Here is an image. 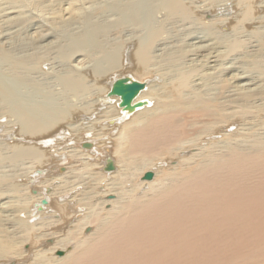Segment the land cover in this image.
Instances as JSON below:
<instances>
[{"label":"bare ground","instance_id":"1","mask_svg":"<svg viewBox=\"0 0 264 264\" xmlns=\"http://www.w3.org/2000/svg\"><path fill=\"white\" fill-rule=\"evenodd\" d=\"M124 2L125 0L120 3L118 1L119 6H121V4H123ZM185 2L186 1H184V4H181L180 2V5H185ZM158 4L159 5L162 4L161 7L164 6L167 9V10L164 9L165 12L169 11L171 16L177 15V12H179V7H180L179 0H131L128 1L127 8L123 10V12H120L121 15L119 14L120 16H122L123 19V22L121 24L124 23L130 25L137 24V26H143V27L145 26V28L146 26L148 27L149 25H152L153 24L152 22L154 21L153 18L156 17L154 16L155 15L154 12L156 11V9L153 6L157 7ZM186 4L188 3L186 2ZM67 5L66 7L64 6L65 8L63 7L64 8L62 9L63 13L58 11L60 14L62 13L63 20L67 18H71V16L76 13V12L73 13V7L71 6V4H67ZM114 7H117V5H115ZM161 7L159 6V9ZM182 9L185 8L182 7ZM162 10L163 9L161 8V10H159V13L161 11V13L162 14L164 13L165 15L164 14L163 15L166 16L167 18L166 15L167 13L162 12ZM206 11L208 12V10ZM10 13L12 14V12ZM182 14L183 13L181 12V16ZM187 16L188 15H186L185 18ZM19 17L20 16L18 15V18ZM28 20L30 21V19ZM164 20L161 21L164 22ZM171 20H169V23L172 22ZM173 20H175L176 23L178 24L177 22L178 19H173ZM182 21H186V20H182ZM187 21L185 22L184 25H186V23H189ZM190 22L192 23V21ZM172 26L176 27L177 25L175 24ZM182 26H183V22H182ZM159 27L160 26L155 27V29ZM115 28H117V26ZM92 29H95V27ZM40 30L42 29L40 28ZM47 31L48 30L46 29L47 34L50 33ZM97 31L100 30L96 29L93 31V33H96L94 37L91 36L92 34L91 31L89 35L83 36V38L85 40H89V42L91 41V44L92 42L93 44H95L98 35L100 34L99 33L97 35ZM35 32H34L35 35L37 34L36 39L38 38L40 42L45 41L48 37L47 34H42L41 32L38 31ZM148 33H150V37L147 38V33H146L141 43L137 44L139 47L135 46L137 48L136 51L137 53L135 56L134 54L135 52H134L133 56H135L134 58H136V63L134 64L132 62V64H134L135 66L136 69L135 72H140L144 75L152 76L154 75V73H156L155 70H157L158 67V66L153 67V65L154 66L157 65V63L159 65L160 62L161 68L159 70L162 75V78H164L165 81L161 83L163 85L161 87L163 91L158 92L159 90L158 88H157L158 90L155 91L156 94L159 96L158 97L159 99H157V102L155 103L154 98L150 95L151 92L154 90V88L152 90L151 89L152 84L149 86V83L145 81V79L143 81H140L134 76L127 74L122 75L120 77H116L115 76L116 74L113 73L114 66L111 67L112 61L115 60L111 58L115 57L116 55L112 57L111 54H107L101 48L102 45L96 43L98 45L97 47H99V49H102L105 52L103 56V58L105 59H101L100 63L96 62L99 63V65L97 66V69L99 71H97L96 73L98 74L101 80H106L108 84V88L107 89L105 88L106 90L103 95L98 94L99 96L94 98L92 104L90 105L91 108L88 107L86 111L91 112L94 109H97L98 105L100 106V104L104 106L103 110L96 111V113L94 114V119L84 123L93 125L94 123L103 122V121H106L107 123H113L116 120L121 122L123 121L122 124L118 127V129L115 130L114 128L113 130L112 127L111 129L113 130V132L110 131L109 132L110 134L108 132L103 131L105 134H109V135H112L111 134L112 132L113 135L116 136V137L114 136L115 148L113 149V151L111 150L112 152L109 154L107 152L108 148L105 147L106 145L103 147H101V145L98 146V149L99 147H101L102 149L100 153L101 152L104 153V157H105L104 160L101 163H99V167L101 169H104V167H106L108 164L111 163L113 165V168L111 169V171L106 170L107 172L99 171L97 178H93L94 176L91 175L93 179L92 181L96 179V182L94 181V183L92 182V184L90 183L83 187H81L80 183L77 185L71 184L70 180H69L70 182L69 184L67 181H65L67 182L66 186L65 185L57 186V189L59 191L65 192L66 194H68L67 197L68 196L70 197L66 200L67 197L65 196L66 197L65 200L67 201L69 210L71 209L72 211H75L74 215H76L78 212V214L76 215L77 217L80 214V211L83 208H85V204H84L85 202L83 201L84 203H82L78 199H76V195L79 192L82 193L81 191L83 190L86 191V189H88L87 191L89 192L88 194L91 200L92 198L94 199L99 197L101 200L99 199L100 202L98 203V205L100 204L101 208H103L104 205L105 206L107 205L109 206V208L107 209L105 208L106 210L97 208L98 210H102V212L100 211V213H96L95 211L94 215L90 214L91 215L89 216L90 220L89 219L84 220V222H82V226L80 225L78 227L75 226L76 228L81 227L79 229L80 231L77 229L80 233L83 231L82 229H87L88 227L95 225L89 234L85 236L84 235L81 236V234H78L80 236H77L76 238H74V234L65 235L66 237H62L60 239L57 238V240H55L53 245L48 249H38L39 252H42L44 255H46L44 251L46 252L48 251L47 253H49V255L43 256L41 253L35 251L36 254L31 260L32 262L28 264H231L234 259L239 258L241 255L243 256L245 242L248 241L246 239L251 237L252 238L249 240H253L254 242L252 248L257 250V252H261L262 250H264V244H261L260 242V240L264 241V148H257V147L252 148L251 146H245L243 141L244 139L239 140L241 139L240 133L239 135L236 133L238 135L237 136V135H233L235 132L232 134H228L227 132L228 130L227 127H229L230 121L234 118L232 117L230 121L228 120L229 114L231 113L230 111H232L234 108L237 109L242 108L243 110L245 106L250 104L254 99L258 98L259 100L261 98H264V89L259 88L258 84L256 85L257 82L256 80H255L256 82H254V80L250 78H246V76L244 75L243 76L238 75L236 74L237 71L235 73L228 72L226 68L227 66L223 67V58L221 53L220 52L217 53L218 51L217 49L219 45L216 43L215 40L214 42L209 38H205L201 40L203 41L202 43H196L197 41L195 43L194 42L190 44L188 43V46L191 47V49L190 48L189 49L192 52L190 54L185 52L186 54H189V56L185 55L184 53V55L187 56V58L185 59V61L182 62L180 51L172 52L169 54L166 52V55L163 54L164 56L163 55L161 56L162 58L159 56L160 58L156 59L157 58L155 56L156 54L155 55L152 54V46H154L155 41L157 42L156 40L157 32H155V30L152 31L150 30L148 31ZM101 34L103 35V33ZM104 36L105 35H103L102 37L104 38ZM121 36L123 37V35ZM121 36H119V38H121ZM101 39L98 40L101 41ZM73 40H75V42L77 41L76 39ZM156 42L155 44L157 45ZM76 43H78V41ZM45 44L42 45L45 46ZM42 45L38 49L42 48L43 47ZM77 46L79 45L77 44L75 47ZM80 46H82L81 43ZM184 47L186 48L187 46ZM74 48L71 49L70 52L73 51L71 57L74 63H72V65L75 67V71H76L77 66L80 65L82 67L84 65L85 57L83 55L84 57L83 58L81 54L77 52L75 53L76 48L75 49ZM132 48L134 49V47ZM112 50L113 48L108 51L110 52ZM115 51L113 50V52ZM4 53L3 55H5ZM3 55L2 58L0 56L1 60L3 58H6L3 57ZM32 55H29V57H31ZM40 56L38 57L35 56L33 58L31 57L32 59L27 57V59L28 58L31 59L30 61H28L25 58H21L20 60H16V61H13L11 59L12 62H10L11 61L10 59L8 58L6 59H8L9 62L12 64L13 66L12 71L17 72L18 70L24 71L23 69L27 67L26 64H29V62H34V64H36L37 62L41 64H45L48 58L43 55L41 57ZM130 57L132 58V56ZM56 58L57 57H55V59ZM179 63H180V67H178ZM28 67H31V65ZM74 67L72 68L74 69ZM92 75L97 76L94 73ZM136 75H138L137 77H139L140 79L144 78V77L141 78L139 74ZM125 76H129L133 80H137L140 83L142 82L144 83L142 89L139 90L137 95L131 101V104L139 105L133 112H127L124 110V107L120 106L121 97L119 95H110V92L112 90V87L116 79ZM97 77L95 78L92 77V79H95L94 81H98ZM85 79L86 76L82 74H78L76 72V73H72V75H70V77L64 82H66V85L67 87L70 88L71 92L76 93L77 90H79L80 92V88L82 87L81 84L83 81L85 82ZM17 81H19L21 85L24 84L23 78H18ZM230 87L232 89L231 91L229 89ZM5 88L6 86L4 84V81H2L0 78V91L1 94L2 92L4 93L3 97L0 96V101L3 100V104L6 101L8 103H13V105H15L16 113L19 117H21L22 120L20 122H22V124L24 122V125L26 126L25 127L23 125L25 127L24 132L26 133L27 127L28 128L30 127L29 129H31V127L37 129L35 128L34 125L38 123H36L31 117H29L30 112L28 107L32 105L27 103L26 100L20 97L19 94L10 92L12 90L11 88L10 91L8 89L6 90ZM63 89H65V87ZM79 92H77L78 95L82 91L80 93ZM81 94H83V92ZM61 96H63V94ZM51 99L53 100L55 98H51ZM58 99H62V98H58ZM50 102L53 101L50 100ZM10 105H8V107H10ZM48 109L49 108H47V111H49ZM12 110L14 109L12 108ZM33 110L35 114V109ZM37 110H43V109L37 108ZM39 112H41L42 114V111ZM44 112H46V110ZM46 114L48 115L49 113ZM72 115L66 117L69 118L71 117L72 119H74L75 117H72ZM76 115L78 116L79 113ZM232 115L230 114V116ZM245 119L246 116L242 114L241 116H238L236 120L242 122L244 120L246 122L247 120ZM232 122L234 123V120H232ZM238 124L239 123L236 124L235 121V125ZM91 125H87L86 127L83 125L82 126L83 128L85 127V129H88L91 128ZM101 126L102 129L105 128L108 129L107 127H105V125H102L101 123L99 124V130ZM32 130L33 129H31V131ZM101 132L94 131L89 136H92L93 138H96L98 136L99 137L104 136L105 138V134ZM64 133L65 131L61 132V134ZM23 135L27 136L26 134ZM71 135L75 136L74 134ZM241 135L243 136V133ZM65 136L67 137V135ZM214 136L215 137L220 136V138L216 139ZM69 137L71 136H68V138ZM53 138L54 137L48 138L46 139L45 142L51 143ZM69 139L73 140L74 138L73 139L69 138ZM245 141H249V140H245ZM66 142H68V140ZM102 142L107 143V139L104 140L102 138ZM53 143L51 144V146H55ZM93 148L94 147H92V149ZM194 148H197L199 150H197V152L196 151L192 152L188 157L182 160V163L180 165H177L175 163V165H171L169 167L167 166V168L165 167L166 169L161 168L164 170L158 169V171H156L154 174L151 170H148L153 168V164L155 162L154 160L156 158H159L157 155H162V156L166 155L167 157H174L180 151L189 150V149L193 150ZM57 149L58 148H54L52 150L56 151ZM23 153L25 154L23 156H26L27 153H25L24 151ZM57 153L53 152V155ZM98 154L99 151L97 150V148L96 150L95 149L90 150L81 155L79 152V154L77 153V159L74 161L82 162L80 161V159H84V158L86 159V157L88 159V157H91L92 155L97 156ZM78 155H80L79 158ZM73 158L74 157H72V159ZM98 158L96 157V159ZM69 160H71V158ZM74 161L71 160V162ZM84 161L85 160H83V162ZM114 165H116L115 169H114ZM69 166L71 165L69 164ZM145 171L152 172L150 178H143L144 174L146 173ZM67 175H68V171L65 172V174L62 173V175L60 176H56V177L52 176L49 181H43V186L44 187L48 186V182L57 181L60 178L63 179L64 177L62 178V176H65L66 179ZM139 175H142L141 179H138ZM87 179L88 177L86 178V180ZM88 182L89 180H87L86 183ZM46 195L43 192L39 193L38 194L39 197L37 199H39L41 202V200H43L41 198L42 197L44 198ZM110 195H115V198L114 197L113 199L107 198ZM54 197H57L56 194ZM88 202H94V201H88ZM41 206L42 203L38 204V208L39 209L41 208L40 210H42ZM91 213H93V211ZM1 219L2 218H0V235H1L0 259L12 258L10 261L7 260V262H4L3 260L4 264H17L20 262L21 259H23L22 254L24 251L22 250L20 251L18 247H16L15 244L17 243H15V240L19 238V235H17L19 234V231L24 230L25 228L28 227L30 228V225L24 223L22 224L23 228L22 227L21 229L14 228L12 229L11 232L9 231L8 234L6 227H4L5 226L4 223H6L5 222L6 220L4 219L5 221H3V219L2 220ZM54 233L55 231L54 232L48 231L45 232L43 235L45 238L46 236H50ZM57 233H59V231ZM61 233L64 232H60V234ZM39 238L40 237H38L37 235L35 239L32 240V244H34V242ZM73 239L75 240L74 242ZM70 244L73 245V248H71L70 251L68 250V252H66L64 255L58 256L57 254V256H55L53 254L55 249L58 250V248H61L63 250ZM38 255H42L43 257H40ZM0 264H2V262H0Z\"/></svg>","mask_w":264,"mask_h":264},{"label":"rangeland","instance_id":"2","mask_svg":"<svg viewBox=\"0 0 264 264\" xmlns=\"http://www.w3.org/2000/svg\"><path fill=\"white\" fill-rule=\"evenodd\" d=\"M118 1L120 3V2H123L124 0H110V1L109 0H64V1L63 0L61 1L60 0H12V1L11 0H0V56L1 58L4 52H5L4 53L5 55H3V57H6L10 60L12 59L13 61L20 60L21 58L27 59V57H29V55H32V54L34 55V56L32 55L33 57L35 56L38 57L40 55L41 56L43 55L48 58L45 64H41L39 62L34 64V62H29L31 67H28L30 65L26 64L27 67L23 69L25 72L22 70L20 71L18 70L17 72L12 71L13 66L10 63L12 62V60L9 62V60L6 58H3L2 60L0 59L1 61L0 62V78L2 81H4V84L6 86L5 89L6 90L8 89L10 91V88H11L12 90L10 92L19 94L20 97L26 100L27 103L32 105L28 107L29 112H30L29 117H31L36 123H38L34 125L35 128L37 129H34V127H31V129H33L31 131V129H29L30 127L29 128L27 127L26 128L27 131L25 133L24 128L26 126L24 125V122L23 124L22 122H20L22 120H21V117H19L16 113L15 105H13V103H8L5 100H4L5 101L4 104H3V100L0 101V218H2L3 221L6 220L5 221L6 223H4L5 225L4 227H6L8 234H9V231L11 232L12 229L14 228H17V229H21V227L23 228L22 224L24 223L29 224L31 228V229L29 227L25 228L24 230L19 231V234H17L19 235V238H17L18 240L17 239L15 240V243H17L15 245L16 247H18L20 251L21 250L24 251L22 254L23 256L21 255L23 259H21L20 262L17 264H28L32 262L31 260L36 254L35 251L38 253H41L43 256L49 255V253H47L48 251L47 252L44 251L46 254L44 255L42 252H39L38 249H48L49 247L53 245V243L55 242V240H57V238L60 239L62 237H66L65 235H73V234H74V238H76L77 236H80L78 234H81V236L83 235L85 236L89 234L95 225L94 226L92 225L91 227H88L87 229H82L83 231L80 233H79L80 231L79 229L81 227L79 228H76V227H78L79 225L82 226V222H84V220L86 219L90 220L89 216L94 215L95 211L96 213H100V211L102 212L103 209L109 208V206L107 205L106 206L104 205L105 207L103 206V208H101L100 204L98 205V203L101 200L99 197L94 198V199L92 198L91 200L89 198V194H88L89 192L87 191L88 189H86V191L83 190L81 191L82 193L79 192L76 195V199H78L82 203L85 202L84 203L85 208H83L80 211V214L77 217L76 215L78 214V212L76 215H74L75 211H72L71 209L69 210L68 208L69 206L66 201L68 198H70L69 196L67 197L68 194H66L65 192H61L57 189V186L59 185L66 186L67 182L69 184L70 183L69 180L71 181V184L77 185L80 183L81 187L87 184H90V183L92 184V182L94 183V181L96 182V179L92 181L93 180L92 176H94L93 178H97L99 171L101 172L106 171L105 167L104 169H101L99 167V163H101L105 158L104 153L102 152H101L102 154L100 153V151H102L101 147L106 145L105 147L108 148L107 152L109 154L115 148L114 142H115L116 136L113 135L112 132L114 128L115 130L118 129V127L122 124L123 121L121 122V121L116 120L113 123H107L106 121H103V122L94 123L93 125L84 123V122H88L94 119V114L96 113V111H99V110L102 111L104 108V106L100 104V106L98 105L97 109H94L91 112L86 111L88 107L91 108L90 105L92 104L94 98H96L97 96L101 94L103 95L105 93V90L108 88V84L106 80H101L98 74L96 73L97 71H99L97 69V66L99 65L101 59H105L103 58L105 52L107 54H111L112 57L116 55L115 56L116 58L115 57L111 58V59H115L111 63L112 66L110 64L111 67L114 66L113 73L116 74L115 75L116 77H120L122 75L127 74V75L134 76L140 81H143L145 79V81L149 83V86L152 84L151 89L153 90L154 88V90L151 92L150 95L154 98L155 103L157 102V99H159L158 98L159 96L156 94L155 91H157L158 89H159L158 92L163 91V89L161 88L163 85L161 83L165 81L164 78H162V75L159 70L161 68L160 62H159V65L158 63L155 66L153 65V67H157V66L158 67H157V70H155L156 73H154V75L152 76L151 75L147 76L140 72H135L136 69L134 66V64L136 63V58L134 57L136 56V53H137L136 52L137 51L136 47L138 46L137 44L141 43L146 33H147V38L150 37V33H148V31L150 30L151 31L155 30V32H157V36H156L157 42L155 41L157 45L154 42V46H152V54L153 55L156 54L155 55L157 57L156 59H159L163 54L166 55V52L169 54L172 52L180 51L181 61L183 62L185 61L187 56H189V54L192 52L190 50L191 47L188 46V43L189 44L193 42L195 43L196 41H197L196 43H202L203 41L201 40L205 38H209L212 41L215 40L216 43L219 45L217 49L218 50L217 53L218 52L221 53L222 58H223V67L227 66L226 68L228 72L235 73L237 71L236 74L242 75V76L244 75L246 76V78H250L254 80V82L257 81L256 85L258 84L259 88L264 89V0H179V6H180L179 12H177V15H173V16H171L169 11L165 12L164 9L166 8L164 6L161 7L162 4L160 5L158 4L164 10V11L162 10V12L167 13L166 14L167 18L166 16H164L165 15L164 13H163L164 15L161 13V11L159 13V10H161V8L159 9L158 5L157 7L153 6L158 12L156 11L154 12L155 14L154 16L156 17L153 18L154 19V21L152 22L153 24L151 23L152 25H149L148 26L149 28L147 26L146 28L145 26L144 27L137 26V24L136 25L135 24L130 25L126 23L121 24L123 22V19H122V16H120L121 15L120 12H123V10L127 8L128 1H131V0H125L124 3L126 2L127 3L126 4L123 3L121 4V6H119ZM184 1H186L188 4H186L185 2V5H180V2L181 4H184ZM67 4H71V6L73 7V13L74 12L76 13L73 14L75 16L72 15L71 18H67L63 20V15H62L63 10L62 9H64ZM115 5H117V7H114ZM182 7H184L185 9H182ZM206 10H208V12ZM58 11L62 13L60 14ZM10 12H12V14ZM181 12L183 13L182 16H181ZM184 14L185 16L186 15L188 16L185 18ZM18 15L20 16L19 18H18ZM58 15H61V16H58ZM28 19H30V21ZM158 19L160 20V22ZM173 19H178L177 22L180 25H178L176 21ZM161 20L162 21L164 20V22H162ZM169 20H171L173 23L172 22L169 23ZM182 20H186V21L188 20L187 22L189 23H186V25H184L186 21H182ZM190 21H192V23ZM182 22H183V26H182ZM7 23H8V26H7ZM171 24L172 25L176 24L177 26L175 27V26H172ZM51 25H53L54 27ZM93 26L95 27V29H92L94 28ZM114 26L115 27L117 26V28H115ZM158 26L160 27L155 29V27H158ZM40 28L42 30H40ZM43 28L45 31L43 30ZM46 29L48 30L47 32H50V33L47 34ZM96 29L100 30V31H97V35L99 33L100 34L103 33V35H105L103 38L102 37L103 35L99 34L96 40V43L102 45L101 48L105 52L102 49H99L96 43L93 44L92 42L91 44V41L89 42V40H85L83 38V36L89 35L91 31H92L91 36L94 37L96 33H93V31ZM158 29L161 31H159ZM35 31L41 32L42 34H47L48 37L46 40L48 41L45 40V41L40 42L38 38L36 39L37 34L35 35L36 33ZM49 35L51 36V38ZM121 35H123V37ZM119 36H121V38H119ZM73 39H76L78 43H76L77 41L75 42V40ZM98 39H101V41ZM79 42L81 43L82 46H80ZM41 43L42 44L46 43V44L44 46ZM77 44L79 45L77 46L78 48L75 47ZM41 45L43 47L38 49L39 47H41ZM90 45H91V48H90ZM184 46H187L186 47L187 49ZM74 47L76 48L75 53L77 52L81 54L82 57L83 55L85 57V58L83 57L85 59L84 65L82 67L80 65L77 66L76 71H75V67L72 65V63H74L71 57L72 56L71 54L73 51L70 52V50L73 49ZM132 47H134V49ZM112 48L114 51L115 50L116 51L113 52L112 50L109 52L108 50H111ZM182 50L183 51L185 50V51L183 52ZM1 52H2V55H1ZM185 52L189 54H186ZM133 53L135 54V56H133ZM184 53L187 56H185ZM6 54H9L10 56ZM130 56H132V58ZM55 57H57L58 59L56 58L57 59L56 60ZM87 57L88 58L91 57V58L88 59ZM29 58L27 59L28 61L32 59V58L31 59ZM130 61H131V64H130ZM96 62H99V63H96ZM132 62L134 64H132ZM8 67L9 68L12 67V68L9 69ZM72 67H74V69ZM178 67H180V63ZM26 70L29 72H27ZM76 72L78 74H82L86 76V79H87V80L85 79V82L83 81L81 84L82 87L80 88V92L82 91L83 94H81L82 92L80 93L79 90H77L76 93L71 92L70 88L67 87L66 82H64L70 77V75H72V73H76ZM93 73L96 74L98 77L95 75H92ZM136 74H139L141 78L142 77L144 78L140 79L139 77H137L138 75ZM92 77L94 78L97 77L98 81H94L95 79H92ZM18 78H23L24 84L21 85L19 81H17ZM36 81H37V84H36ZM63 86L65 87V89H63L64 88ZM229 89L230 91L232 90L231 87ZM77 92H79L80 94L78 95ZM3 94L4 93L2 92L1 94V91H0V96L3 97ZM62 94L63 96H61ZM51 98H55V99L52 100ZM58 98H62V99H58ZM49 99L53 101L54 103L50 102ZM158 104H159V101H158ZM8 105H10V107H8ZM12 108L14 110H12ZM37 108L43 109V110H37ZM47 108H49L48 110L50 112L47 111ZM33 109H35V114H34ZM238 109L234 108L232 111H230L231 115L232 114H235V115L230 116L229 114L230 118L228 117V120L230 121L232 117H234L235 119L233 118L232 120H234V123L231 120L229 127H227L228 134H232L235 132L233 135H237V134L239 135L240 133L241 139L239 140L244 139L243 141H244L245 146H251L252 148H256V147L264 148V98H261L259 100L258 98L254 99L250 104L246 105L243 110L242 108H238ZM45 110L46 112H44ZM74 110L76 112L79 111L78 116L76 115L78 113H76ZM39 111H42V114ZM80 111H83V112H80ZM31 112L33 113V115ZM46 113H49V114L47 115ZM242 114L246 116V119H245L247 120L246 122L244 120L243 122L236 120L237 117L241 116ZM71 115L72 117H75V118L72 119L70 117L71 118L70 119L69 117H66V116H71ZM42 119L44 122L42 121ZM235 121H236V124L237 123L239 124L235 125ZM101 123L102 125H105V127H107L108 129H111L113 127V130L112 129L108 130L106 128L102 129V126L99 130V124ZM85 124L91 125V128L85 129V127L87 126ZM82 125L85 127L83 128ZM54 130L57 132H55ZM85 130H88V131H85ZM62 131H65V133L61 134ZM94 131H100V132L102 131L101 133H104V132L109 133L110 131H112L111 132L112 135H109L110 133L109 134L104 133L105 138L104 136H100V137L98 136L99 138L98 137L93 138L92 136H89ZM21 133L26 134L27 136ZM242 133H243V136L241 135ZM71 134H74L75 136ZM65 135H67V137ZM68 136H71L69 138H72V139L74 138L73 139L74 141L69 139ZM112 136L113 137L115 136V137L113 138ZM52 137L54 138L52 139L51 143L45 142L46 139L52 138ZM102 138L104 140L107 139V143L102 142ZM215 138L219 139L220 136H216ZM66 139L70 143L66 142L67 141ZM245 140H249V141H245ZM52 143L55 146H51ZM100 145L101 147H99L98 149V146ZM92 147L94 148L92 149ZM54 148H58V149L56 151L52 150ZM96 148L99 151V154L97 156L92 155L91 157H88V159L87 157L86 159L85 158L80 159V161L82 162L83 160H85L83 163L79 161L78 162L74 161L77 159V153L79 154L80 152V155H81V154L86 153L87 151L94 150V149L96 150ZM197 150L199 149L194 148L193 150H190V149L183 150V151L178 152L176 156L174 157H167L166 155H163V156L157 155L159 158H156L157 160L156 159L154 160L155 162L153 164V168L148 169V170H151L154 174L156 171H158V169L164 170L167 168V166L169 167L171 165H175V163L177 165H180L182 163V160L188 157L192 152H195V151L197 152ZM23 151L27 153L28 155L26 154V156H23L25 155ZM52 151L56 153L58 152L59 154L57 153L53 155ZM74 152L75 153L77 152V153L75 154ZM80 155H78V158ZM72 157L74 158L76 157V158L72 159ZM96 157L97 158L99 157V158L96 159ZM70 158L74 162H71V160H69ZM69 164L71 166H69ZM74 164L77 166H75ZM61 165H62V168H61ZM115 168H116V165H114V169ZM161 168H164V169H161ZM67 171H68L69 176L67 175L66 179H65V176H62V178L64 177L63 179L60 178L57 181L48 182V186H45V187L43 186V181H49L52 176L54 177L60 176L62 175V173L65 174V172ZM142 175H139L138 179H141ZM87 177H88L87 180H89L88 183H86ZM89 178L91 179V181ZM55 187L57 190L55 189ZM42 192L45 193V195L46 194L47 195L44 198L42 197L41 199L43 200H41L40 202V200L37 198L40 196V195L38 196V194ZM83 193H86V194H83ZM55 194L57 197H54ZM113 197L115 198V195H110L107 198L113 199ZM88 201H94V202H88ZM40 203H42V206H41L42 210H40L41 208L40 209L38 208V204ZM63 203H66V204H63ZM90 203L91 205L92 204L93 205L91 206ZM97 208L98 209L101 208L102 210H98ZM92 211L93 213H91ZM34 212L37 214H35ZM70 219H72L73 221ZM77 219H78V222H77ZM56 229H59V230H56ZM48 231L49 232L55 231V233L50 236H46L44 238L43 234ZM56 231L57 232L59 231V233H57ZM60 232H64L65 234L64 233L60 234ZM37 235L40 238L35 241L36 244L35 242L34 244H32V240H34ZM251 238L246 239L248 241L245 242L243 256L241 255L239 258L234 259L231 264H264V250H262L261 252H257V250L252 248V246L254 245V242L253 240H249ZM74 241L75 240L73 239V242ZM260 242L261 244H264V241L260 240ZM71 248H73V245L70 244L63 250L61 248H58V250L55 249L53 254L55 256H57V254L58 256H62L66 252H68V250L70 251ZM59 252H61L60 255H59ZM42 255H38V256L43 257ZM11 259L12 258L0 259V262L4 264V262H7V260L10 261Z\"/></svg>","mask_w":264,"mask_h":264},{"label":"water","instance_id":"3","mask_svg":"<svg viewBox=\"0 0 264 264\" xmlns=\"http://www.w3.org/2000/svg\"><path fill=\"white\" fill-rule=\"evenodd\" d=\"M143 86V82L140 83L137 80H133L129 76L121 77L119 79H116L110 95H119L121 97L120 106L124 107V110L127 112H133L139 105L131 104V101ZM105 168L106 170H111L113 168V165L110 163ZM151 175L152 172H146L143 178H150ZM60 254L61 252H59V255Z\"/></svg>","mask_w":264,"mask_h":264}]
</instances>
